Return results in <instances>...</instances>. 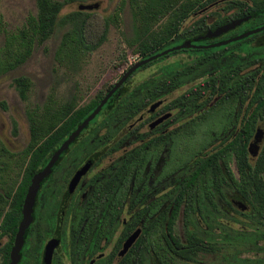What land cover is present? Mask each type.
<instances>
[{
  "label": "flooded vegetation",
  "instance_id": "1",
  "mask_svg": "<svg viewBox=\"0 0 264 264\" xmlns=\"http://www.w3.org/2000/svg\"><path fill=\"white\" fill-rule=\"evenodd\" d=\"M242 1L255 9L261 3L258 0ZM259 9L256 13L247 15L249 18L234 29L218 37L199 40L195 44L207 46L263 27L257 33L245 38H252L255 47H264V10ZM215 19L206 20L208 23H213ZM251 22L252 27L234 35L238 28ZM227 34L231 35L227 36ZM207 39L213 41L206 43ZM200 41L202 43H199ZM229 56L231 57L228 62L232 63L230 68L233 72L236 70V63L231 54L225 53L219 60ZM134 71L108 98L104 104L108 107L103 108V105L95 116L96 119L94 117L60 153L50 173L41 181L32 207V221L26 228L17 264H190L196 262L200 254L220 252L222 254L224 249H228L224 253L227 256L231 246L229 241L226 242L229 238H225L227 245L221 246L210 240L205 232L200 233L192 227L194 215L202 205H214L217 198H226V190L230 189L236 198L226 199L235 207L236 213L242 215L245 209L251 208L249 217L252 221L264 224V221L259 222L254 219V208L249 197L235 188V182H239L241 178L237 162L233 157L227 166L221 167L222 182L219 190L214 192L212 203L207 200L197 203L190 211L192 219L188 227L185 226L183 218L185 205L182 203L175 224H172L168 230L167 222L165 223L166 240L160 243L156 239L152 244L144 247L142 235L145 229L163 212L171 215L174 209L175 188L186 179L195 160L220 148L229 137L238 133L243 113L236 118L238 113L236 108L232 116L229 114L224 118L222 115L219 116L220 128L215 133L226 134L221 143L203 155L201 144V148L197 150L199 155L194 156L192 164L181 171L176 179V171L186 166L188 154H181L180 151L183 150L179 148L180 151H176L172 146L177 140L190 137L180 136L175 139L170 136L161 151L158 150V139L162 135L173 133L180 125L202 114V102H199L202 93L192 103L174 104L182 94L196 86L194 85L165 104L159 100L160 96H156L147 105L139 106L147 87L143 90L142 87L136 86L137 82H131ZM198 84L201 85L202 81ZM134 100H139V103L133 104ZM195 109L200 111L191 117L190 114ZM173 110H178V113L172 114L170 111ZM160 119L162 120L156 123ZM146 125V131H142V127ZM201 126L202 123L196 128L194 136ZM257 129L261 130L258 124L247 145L248 162L251 165L261 150L259 147L256 156L248 151ZM261 134L263 136L262 130ZM234 221L245 223L241 219ZM179 222H181L180 228ZM247 224L249 225L245 223ZM187 230L198 234L202 238L203 245H208L207 242L215 245L216 251L214 253L202 251L193 258L177 256L176 249L186 245ZM135 231H138L135 241L123 255H120L127 238ZM3 238H6L4 242L1 241ZM2 239L0 248L8 240L7 236H3ZM177 240L180 245L175 246L174 241ZM159 243L164 248L163 252L166 251L165 257H159L158 252L155 251L159 248Z\"/></svg>",
  "mask_w": 264,
  "mask_h": 264
},
{
  "label": "trees",
  "instance_id": "2",
  "mask_svg": "<svg viewBox=\"0 0 264 264\" xmlns=\"http://www.w3.org/2000/svg\"><path fill=\"white\" fill-rule=\"evenodd\" d=\"M73 1L34 0L35 13L29 14L25 22L12 31L8 29L0 11V76L12 72L30 58L35 46L43 44L53 34L64 5ZM258 1L261 3L255 9L242 0H126L133 18L141 20L140 26L143 27V30H137V40L132 44L133 50L140 60L148 58L167 49V45L178 38L189 40L224 22L254 14L260 10L259 8L264 10V0ZM215 3H223V11L228 15L216 14L213 23L207 22L208 16H202L185 29L180 30L181 25L191 15ZM89 16L90 13L87 11L78 10L61 18V23L67 25L68 29L62 34L54 54L59 65L68 63L75 66L85 55L103 42L108 22L104 21L100 36L94 41H89L86 36ZM152 25L160 26L157 31L152 32L149 29ZM230 35L227 34V36ZM212 41L207 39L206 43ZM219 50L209 55L208 58L181 67L173 74L148 86L139 106L147 105L168 87L196 72L200 68L199 65L203 67L212 59L219 60L224 56L226 46H221ZM242 63L246 62L236 63V70L233 72L229 68L221 71L217 76H211L201 85L194 86L174 101L175 105H182L184 102L192 103L200 97L201 93L202 98L206 95L207 101L214 100L208 109L202 110V114L180 125L173 133L159 137V151L170 136L175 139L180 136L192 138L198 125L214 115L218 117L222 115L223 118L228 114L232 116L237 108L238 113L235 117L238 118L243 113V118L240 120L238 133L229 137V140L224 145L222 143L220 148L195 160L186 179L175 188L174 209L171 215L163 212L145 229L142 235L144 247L152 244L156 239L160 243L166 240L165 223L167 222L168 230L172 224H175L182 203L185 205L183 218L186 227L192 219L190 211L197 203L201 200L212 203L215 190H219L221 186L220 178L223 177L221 167L227 166L233 157L237 162L241 178L239 182H235V188L249 197L254 208V219L259 222L264 221V143L253 165L248 162L247 153V145L256 126L264 119V69L245 71L247 67L242 68ZM12 83L19 97L26 100L32 86L31 79L21 75L13 78ZM112 85L113 83H110L105 88L99 89L84 103H79L80 96L71 95L66 100H59L54 94H50L41 105L27 108L29 141L20 151L10 150L0 138V240L3 236L8 238L0 248V264H9V254L17 232L18 221L21 218L23 199L33 176L97 107ZM213 94L215 97L212 96ZM136 103H139V100L133 101V104ZM106 107L108 105L103 106V108ZM12 133L17 134L14 122ZM187 232L186 245L176 249L177 256L193 258L202 251L211 253L216 251L215 245L208 242L206 243L208 245H203L202 238L198 234L188 230ZM174 244L175 246L180 245L178 240L174 241ZM163 250L164 248L160 245L155 251L158 252L159 257H165L166 251L163 252Z\"/></svg>",
  "mask_w": 264,
  "mask_h": 264
},
{
  "label": "rangeland",
  "instance_id": "3",
  "mask_svg": "<svg viewBox=\"0 0 264 264\" xmlns=\"http://www.w3.org/2000/svg\"><path fill=\"white\" fill-rule=\"evenodd\" d=\"M125 1L74 0L61 9L60 20L63 16L80 10V6L83 4L98 3L97 8L87 11L90 13L86 26V36L89 41L97 39L104 28V21L108 22L103 42L85 55L77 63L78 65L73 66L68 63L59 65L54 58L61 36L68 29V26L63 25L59 20L53 34L43 44L35 46L32 55L24 64L12 72L0 76V138L10 150L20 151L29 141L27 108L41 105L50 94H54L59 100H66L71 95L80 96L79 103H84L93 97L99 89L114 83L121 77V74L123 75V71L130 67L131 63L140 60L133 50L132 44L137 40V30H143V27L140 26L141 20L133 18ZM223 8V3H215L197 11L181 25L180 30L185 29L202 16H208L211 21L215 19L216 14L227 16L228 13L223 11ZM0 11L8 29L12 31L20 27L26 17L35 13L36 9L34 0H0ZM252 25V22L244 24L234 33H240ZM159 26L152 25L149 29L154 32L158 30ZM184 41L178 38L170 42L167 47L171 48ZM220 47L184 48L170 51L150 61L147 65L138 67L133 73L131 82H137L136 86L142 87L144 90L156 81L171 75L177 69L208 58L209 55L220 51ZM225 53L234 57V63L246 62L241 64L242 68L247 67L244 69L245 71L264 69V47H255L252 38H244L226 45ZM230 57H224L221 60L212 59L203 67L199 65L200 68L196 72L183 77L173 87L164 90L159 95V100L165 104L172 98L180 96L191 86L229 69L232 65L228 62ZM21 75L29 77L32 81L26 100L19 97L12 83L13 78ZM212 96L215 97L214 94ZM211 100L207 101L206 95L203 96L199 101L202 102V110L209 108L213 101ZM199 111V109H195L190 116H195ZM170 112L177 114L178 110ZM13 122L17 127L16 135L12 133ZM220 123L219 117L214 115L202 123L196 136L181 141L177 140L174 143L172 149L177 151L180 148L183 150H179L181 154H188L186 166H183L178 172L176 171V179L181 171L186 170L192 164L194 156L199 155L197 150L201 148V144L203 155L221 143L226 134L215 133L220 128ZM258 125L263 131L262 141L258 143L261 149L264 143V119ZM146 129L147 125L143 126L141 130L146 131ZM235 196L231 189L226 190L228 200L236 198ZM226 198H217L212 206L202 205V208L194 215L192 229L200 233L205 232L210 240L221 246L227 245L226 242L229 241L231 246L228 255L224 254L228 249H224L222 254L221 252L200 254L197 261L190 264H220L221 262L223 264H264V224L252 221L249 217L251 208L245 209L242 215L236 213L235 207ZM235 219H241L249 225L234 221ZM178 227H181V222ZM225 238L229 239L226 241ZM5 240L6 238H3L1 241ZM222 256L224 257L222 258Z\"/></svg>",
  "mask_w": 264,
  "mask_h": 264
},
{
  "label": "water",
  "instance_id": "4",
  "mask_svg": "<svg viewBox=\"0 0 264 264\" xmlns=\"http://www.w3.org/2000/svg\"><path fill=\"white\" fill-rule=\"evenodd\" d=\"M98 7V3L93 4H83L80 6V10H86L90 11ZM249 16H245L242 18L234 19L232 21H229L228 23L222 24L217 26L216 28L208 31L204 36L200 35L195 38L185 40L183 43L173 46L171 48L165 49L157 54H154L148 58L138 60L137 62H134L132 66H130L123 75L119 78L118 81L114 84V86L109 90V92L104 96V98L100 101V103L97 105V107L83 120L81 124L77 126V128L67 137V139L58 147L53 154L51 155L49 161L47 162L46 166L35 173L33 176L31 182L29 183L25 196L22 203V210H21V219L18 225L17 232L14 237L12 250L10 253V261L9 264H17L18 258H19V252L23 245V237L26 231V228L30 225L32 221V207L34 203L35 196L37 194L38 188L40 186L41 181L50 173L52 165L58 160L60 153L65 150L68 145L78 136V134L88 125V123L98 114L102 106L106 103L108 98L111 96V94L126 80V78L138 67L156 59L157 57H160L161 55L167 54L170 51L178 50V49H184V48H197V47H215L220 45H226L230 42H234L240 39H243L249 35H252L254 33H257L263 27L256 28L250 31L243 32L235 37H232L230 39H227L225 41H221L218 43L210 44L207 46L197 45L195 42H198L199 40L205 39V38H214L218 37L219 35L228 32L229 30L234 29L236 26L240 25L243 21L247 20ZM162 119L158 120L159 123ZM155 125V124H154ZM262 134L261 130L257 129L256 133L254 135L253 141L250 142L248 151L251 155L256 156L259 150L258 143L262 141ZM138 235V231H135L132 233L126 240V243L124 244L123 249L120 252V255H123L128 248L131 246V244L135 241L136 237Z\"/></svg>",
  "mask_w": 264,
  "mask_h": 264
}]
</instances>
